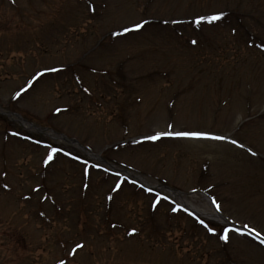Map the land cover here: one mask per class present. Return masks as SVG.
I'll use <instances>...</instances> for the list:
<instances>
[{"label": "rangeland", "instance_id": "1", "mask_svg": "<svg viewBox=\"0 0 264 264\" xmlns=\"http://www.w3.org/2000/svg\"><path fill=\"white\" fill-rule=\"evenodd\" d=\"M1 109L214 195L236 225L173 211ZM166 132L206 136L150 139ZM246 230L264 237V0H0V264H264Z\"/></svg>", "mask_w": 264, "mask_h": 264}, {"label": "bare ground", "instance_id": "2", "mask_svg": "<svg viewBox=\"0 0 264 264\" xmlns=\"http://www.w3.org/2000/svg\"><path fill=\"white\" fill-rule=\"evenodd\" d=\"M3 112H5L6 114H10L11 117H13L15 120H17L22 126L26 127L27 129H31L37 132H44V134L49 135L55 139H57L58 141H63L66 143H71L73 144L76 148H78L80 150V152H83L84 154H86L90 159L98 162V163H102L105 166H108V168H112L116 171L119 172H123L126 176H128L129 178H133L136 179L137 181H139L141 184L149 187V188H156L160 191H164L169 197L174 198L176 200V202H178L179 205L184 206L186 208H188L189 210L201 215V216H205L208 219H215L217 221H219L220 223H224V224H229L228 219L225 218L223 215H220L216 209L215 206L211 204L208 196H206L205 194H203L202 192H198L196 194H185L182 192H179L175 189L171 188H167L163 185L159 186V184L155 183L153 180H149L146 179L143 175H139L136 174L134 172H129L127 170L124 169H118L116 167H113V165L109 164L107 161H104L101 157V155L99 153H95L92 150H88L87 148L83 147L81 144L79 145L78 143H76L73 139H68L65 136H56V134L52 133L51 130L47 129V128H43V127H39L37 125H34L33 123H29L28 121L24 120L22 118V116H18L15 113L12 112H8L5 109H1ZM202 196L204 201L202 202V204H198V203H194V199L198 198V196Z\"/></svg>", "mask_w": 264, "mask_h": 264}, {"label": "snow or ice", "instance_id": "3", "mask_svg": "<svg viewBox=\"0 0 264 264\" xmlns=\"http://www.w3.org/2000/svg\"><path fill=\"white\" fill-rule=\"evenodd\" d=\"M221 15H212V16H201L199 17L195 22L197 24H199L201 21L203 20H207L209 23L213 22V21H217V20H220L221 19ZM137 28L141 27V25L137 24L136 25ZM127 31V29H126ZM195 43V42H194ZM52 71H55L56 69H51ZM19 95V94H18ZM160 135H175V136H191V137H202V136H206V134L204 133H199V132H175V133H161V134H158L157 136H153V137H150V139H158ZM212 139H224V137H210ZM233 144L237 143L235 140L232 141ZM53 152H56V151H60L59 149H52ZM52 159V156L51 154L48 156V160H51ZM47 163V161H45ZM149 191H151V189H149ZM163 199H167V197H163ZM213 203L215 204V200H213ZM179 207V205H177V208ZM217 207V210H219V205L217 204L216 205ZM174 211L176 209H173ZM201 224H204V226L207 228L208 225L204 223L203 220L200 221ZM247 227V226H246ZM134 231V230H133ZM208 231H213L212 228H208ZM252 231H255V229H253ZM227 232H228V229H225V236L221 237L222 239H227ZM258 234V233H257ZM261 243H264V241H261ZM83 247L82 245L80 244H77L76 245V248H81ZM73 251H75V249H73ZM61 264H63V262H61Z\"/></svg>", "mask_w": 264, "mask_h": 264}]
</instances>
